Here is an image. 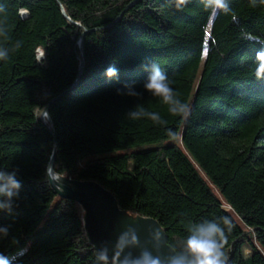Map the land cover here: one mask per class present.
<instances>
[{
    "label": "trees",
    "instance_id": "trees-1",
    "mask_svg": "<svg viewBox=\"0 0 264 264\" xmlns=\"http://www.w3.org/2000/svg\"><path fill=\"white\" fill-rule=\"evenodd\" d=\"M0 5L9 35L0 46L20 42L0 61V171L18 170L22 183L12 211L0 210V227L8 228L0 253L26 248L14 264H95L80 205L49 181L56 144V173L98 181L121 208L157 219L172 247L187 223L228 216L230 264H264V80L254 76L264 6L230 0L239 23L220 13L209 26L202 0L183 10L167 0ZM152 61L190 105L187 119L145 91L148 73L139 66ZM109 66L118 80L105 76ZM130 81L140 98L117 94ZM137 104L167 125L129 119ZM48 106L52 125L41 119Z\"/></svg>",
    "mask_w": 264,
    "mask_h": 264
},
{
    "label": "clouds",
    "instance_id": "clouds-1",
    "mask_svg": "<svg viewBox=\"0 0 264 264\" xmlns=\"http://www.w3.org/2000/svg\"><path fill=\"white\" fill-rule=\"evenodd\" d=\"M204 9L209 13V21L215 20L224 13L231 17L232 22L239 23V17L230 7V0H202ZM167 3L176 10H183L190 0H167ZM251 7L264 6V0H249ZM5 12V7L0 5V13ZM245 40L253 43H262L260 39L251 33H242ZM0 38L9 40L6 23L0 21ZM20 42L13 47L0 46V61H7L10 53L18 50ZM205 56L207 51H205ZM148 73L144 83V89L167 106V111L173 116L187 119L191 114V107L180 99L179 93L172 87L173 81L168 74L155 61L145 62L139 66ZM108 79H119V70L115 66H109L105 70ZM254 76L264 80V47L255 53ZM118 95L140 98L141 93L135 90V81L125 82L123 88L117 89ZM45 119L49 114L43 111ZM126 116L135 121L149 119L157 125H167L159 112L149 111L142 104H137ZM167 133L174 136L171 129ZM17 171H0V210L11 212L14 206V198L19 195L22 183L17 179ZM231 230V220L228 216L216 219H205L201 222H189L186 225L187 236L179 248L170 246L162 231L158 228H149L146 239L141 240L140 230L137 227L127 225L118 235L111 247L112 255L109 256V247L102 246L95 250V264H230L228 254L225 251L227 243V231ZM8 228L0 227V236H7ZM138 249L139 254L133 255L132 250ZM167 249V252L164 251ZM27 249H20L15 255L6 257L0 253V264H14L18 256L26 253Z\"/></svg>",
    "mask_w": 264,
    "mask_h": 264
},
{
    "label": "water",
    "instance_id": "water-1",
    "mask_svg": "<svg viewBox=\"0 0 264 264\" xmlns=\"http://www.w3.org/2000/svg\"><path fill=\"white\" fill-rule=\"evenodd\" d=\"M78 45L81 55L80 73L77 81H79L85 66L84 35L81 36ZM44 112L49 114V106L46 107ZM41 119L47 125V122L43 120V115ZM48 121L51 125L53 124L51 118ZM56 146L55 144L53 155L48 164L49 181L60 197L74 200L80 205L83 211L82 219L86 236L94 250L107 245L110 249L109 256L111 257V247L127 225L137 227L140 230L141 240L147 238L149 228H158L162 231L169 244L167 234L157 219L134 214L121 208L115 195L98 181L76 179L69 175L56 173L54 170ZM164 251L167 252V249H164ZM132 252L133 255L139 254L138 249H133Z\"/></svg>",
    "mask_w": 264,
    "mask_h": 264
},
{
    "label": "bare ground",
    "instance_id": "bare-ground-1",
    "mask_svg": "<svg viewBox=\"0 0 264 264\" xmlns=\"http://www.w3.org/2000/svg\"><path fill=\"white\" fill-rule=\"evenodd\" d=\"M43 120L46 121L45 117L43 116Z\"/></svg>",
    "mask_w": 264,
    "mask_h": 264
}]
</instances>
